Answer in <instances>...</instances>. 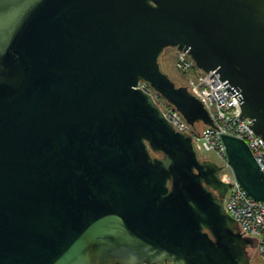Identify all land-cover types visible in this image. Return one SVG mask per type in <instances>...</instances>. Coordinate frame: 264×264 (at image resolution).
<instances>
[{
  "label": "water",
  "instance_id": "obj_1",
  "mask_svg": "<svg viewBox=\"0 0 264 264\" xmlns=\"http://www.w3.org/2000/svg\"><path fill=\"white\" fill-rule=\"evenodd\" d=\"M170 48L215 71L264 141V0H0V264H251L234 184L137 88L218 129L163 71ZM223 142L264 202L247 143Z\"/></svg>",
  "mask_w": 264,
  "mask_h": 264
},
{
  "label": "built area",
  "instance_id": "obj_2",
  "mask_svg": "<svg viewBox=\"0 0 264 264\" xmlns=\"http://www.w3.org/2000/svg\"><path fill=\"white\" fill-rule=\"evenodd\" d=\"M176 69L182 73L185 85H189L192 94L201 100L205 109L218 129L204 126L199 135L165 99L157 94L150 85L141 81L139 89L150 94L165 118L177 132H185L193 137V142L201 154H213L220 163V178L224 183L234 184L224 198V208L239 226L244 238L255 243L257 253L264 261V202L254 200L238 183L234 171L229 164L223 136H231L243 140L250 148L257 164L264 173V141L250 127L251 119H240L242 112L238 96L228 94L226 86L215 71L203 72L198 69L185 52L177 51Z\"/></svg>",
  "mask_w": 264,
  "mask_h": 264
},
{
  "label": "rangeland",
  "instance_id": "obj_3",
  "mask_svg": "<svg viewBox=\"0 0 264 264\" xmlns=\"http://www.w3.org/2000/svg\"><path fill=\"white\" fill-rule=\"evenodd\" d=\"M176 59H177V53L174 49H166L163 54L161 55L160 62L162 65L163 71L169 75V77L176 83V85L179 87L180 85H185L184 77L182 73H179L176 69ZM204 126L202 124H198L197 128L198 130H201ZM159 158L161 156L155 155ZM201 158L206 160H211L214 162L220 163L218 158L213 154H201ZM247 254L250 257L251 264H264L263 259L260 257V255L257 253L255 248V243H252L247 248Z\"/></svg>",
  "mask_w": 264,
  "mask_h": 264
},
{
  "label": "trees",
  "instance_id": "obj_4",
  "mask_svg": "<svg viewBox=\"0 0 264 264\" xmlns=\"http://www.w3.org/2000/svg\"><path fill=\"white\" fill-rule=\"evenodd\" d=\"M196 129H197V131H199L198 128H196Z\"/></svg>",
  "mask_w": 264,
  "mask_h": 264
},
{
  "label": "flooded vegetation",
  "instance_id": "obj_5",
  "mask_svg": "<svg viewBox=\"0 0 264 264\" xmlns=\"http://www.w3.org/2000/svg\"><path fill=\"white\" fill-rule=\"evenodd\" d=\"M176 51V50H175ZM176 53H177V51H176ZM162 157V156H161Z\"/></svg>",
  "mask_w": 264,
  "mask_h": 264
}]
</instances>
